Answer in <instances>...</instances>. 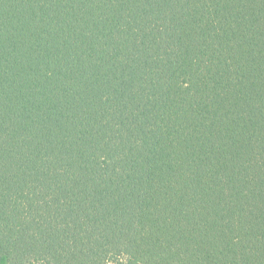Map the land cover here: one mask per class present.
I'll use <instances>...</instances> for the list:
<instances>
[{"label":"trees","instance_id":"obj_1","mask_svg":"<svg viewBox=\"0 0 264 264\" xmlns=\"http://www.w3.org/2000/svg\"><path fill=\"white\" fill-rule=\"evenodd\" d=\"M0 264H264V0H0Z\"/></svg>","mask_w":264,"mask_h":264}]
</instances>
